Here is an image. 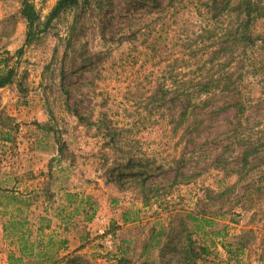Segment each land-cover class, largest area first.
I'll list each match as a JSON object with an SVG mask.
<instances>
[{
    "label": "rangeland",
    "instance_id": "rangeland-1",
    "mask_svg": "<svg viewBox=\"0 0 264 264\" xmlns=\"http://www.w3.org/2000/svg\"><path fill=\"white\" fill-rule=\"evenodd\" d=\"M29 1L44 28L58 0ZM170 1L81 0L26 43L22 0H0V58L15 71L0 88V186L23 199L0 205V258L18 252L4 223L19 214L33 230L49 218L67 240L53 249L83 264H185L188 239L196 264H264V65H245L232 108L202 110L185 134L186 98L165 89L232 69L238 51L223 0Z\"/></svg>",
    "mask_w": 264,
    "mask_h": 264
},
{
    "label": "trees",
    "instance_id": "trees-1",
    "mask_svg": "<svg viewBox=\"0 0 264 264\" xmlns=\"http://www.w3.org/2000/svg\"><path fill=\"white\" fill-rule=\"evenodd\" d=\"M89 0H84L86 4ZM152 3L157 4L158 11L160 12L162 2L161 0H150ZM224 10L222 14L228 10L232 11V46L234 51H238V54L234 58L232 63V69L223 71L226 67L225 61H219L220 72H213L204 74L200 72L198 75L188 74L184 79L180 81H173L167 89H165L164 94L173 93L174 97L177 98L185 97L186 104L184 111L181 116V120L176 123L177 127L185 125L184 133H193L195 129L198 132L201 131L202 123V110L223 103L224 108H232V86L241 84L244 75L249 72V65L253 69L257 70L258 64L264 65V52L259 57L256 54V48L264 46V36L256 35L253 33V23L263 14L262 0H223ZM216 2V0H214ZM172 5L175 0H171ZM81 0H58L53 10L51 11L47 23L44 28L39 27V14L35 6L29 0H22V15L27 22V37L26 43L30 42L36 34V30L42 31L46 29L51 21L59 17L63 12L68 9L81 6ZM232 5V7H231ZM202 13V12H200ZM243 47L242 52L248 49L252 50V57L247 63L244 56L239 54V48ZM24 46L17 50V55L23 53ZM251 56V55H250ZM7 58H0V88L7 86L13 82L15 75L14 67H8L5 63ZM242 63L243 70L241 76L234 79V73L232 70L234 68H239V63ZM248 65V66H245ZM237 89H239L237 87ZM194 130V131H195ZM133 167H135V162L128 160L126 162V171L132 172ZM133 173V172H132ZM3 197V198H1ZM23 199L19 196L14 189L3 188L0 186V205L7 208L9 204L12 203H22ZM21 212V208H17ZM42 221H48L47 226L43 224ZM50 219L46 216L40 218V222L35 230L25 227L28 223L27 218L20 217L19 214H11L9 218L4 223V230L7 235H14L15 241L18 246V252L13 251L8 256L9 264H26V258H33L32 264H83L82 261L74 258L72 253L61 254L56 253L53 249L55 245L62 247L61 249H66V238L59 239L58 235L52 232H46V228L50 226ZM229 253H232L230 248L225 246ZM203 253H208L206 247H201ZM185 253V264H196V259L200 256L199 251H196L195 246L192 245V241L188 239V245L183 248ZM92 264V263H87Z\"/></svg>",
    "mask_w": 264,
    "mask_h": 264
},
{
    "label": "crops",
    "instance_id": "crops-1",
    "mask_svg": "<svg viewBox=\"0 0 264 264\" xmlns=\"http://www.w3.org/2000/svg\"><path fill=\"white\" fill-rule=\"evenodd\" d=\"M0 264H9L7 255H4L3 258H0Z\"/></svg>",
    "mask_w": 264,
    "mask_h": 264
},
{
    "label": "built area",
    "instance_id": "built-area-1",
    "mask_svg": "<svg viewBox=\"0 0 264 264\" xmlns=\"http://www.w3.org/2000/svg\"><path fill=\"white\" fill-rule=\"evenodd\" d=\"M109 238H110V237H109ZM107 243L110 245V244L112 243V240H111V239H110V240L108 239V240H107Z\"/></svg>",
    "mask_w": 264,
    "mask_h": 264
}]
</instances>
